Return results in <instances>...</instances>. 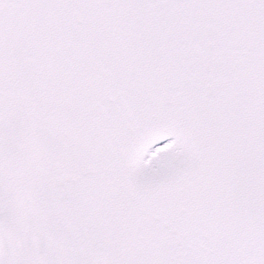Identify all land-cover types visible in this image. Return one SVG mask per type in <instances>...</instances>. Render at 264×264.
<instances>
[{
    "label": "snow or ice",
    "instance_id": "snow-or-ice-1",
    "mask_svg": "<svg viewBox=\"0 0 264 264\" xmlns=\"http://www.w3.org/2000/svg\"><path fill=\"white\" fill-rule=\"evenodd\" d=\"M0 264H264V0H0Z\"/></svg>",
    "mask_w": 264,
    "mask_h": 264
}]
</instances>
